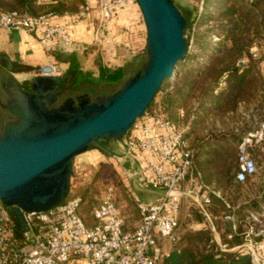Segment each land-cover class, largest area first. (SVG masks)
I'll return each instance as SVG.
<instances>
[{
  "label": "built area",
  "instance_id": "obj_1",
  "mask_svg": "<svg viewBox=\"0 0 264 264\" xmlns=\"http://www.w3.org/2000/svg\"><path fill=\"white\" fill-rule=\"evenodd\" d=\"M93 8L98 15L93 40L106 46L120 45L111 27L117 16L125 15L130 29L133 18L141 15L136 0H81L75 12L63 14L35 15L0 7V29L30 32L47 49L54 40L71 48L77 42L69 25L86 18ZM61 15L65 19L58 21ZM121 45L130 55L136 54L133 47ZM260 50L254 45L248 52L255 58ZM246 61L242 55L237 64ZM30 75L62 77L64 69L58 63L41 64ZM185 129L161 113L145 112L121 138L119 152L108 155L121 170L126 160L130 162L126 173L139 215L134 229H128L117 214L111 188L89 211L92 224L78 214L79 196L44 211H22L23 226L0 199V264H161L172 252L183 219L189 218H195L190 228L210 231L215 251L234 252L247 256L252 264H264V110L258 112L251 105L233 129L241 134L233 179L245 190L236 200L204 181ZM135 189L157 191L160 196L146 201ZM213 198L221 201L225 213L211 210ZM219 220L225 223V238L217 229Z\"/></svg>",
  "mask_w": 264,
  "mask_h": 264
},
{
  "label": "trees",
  "instance_id": "obj_2",
  "mask_svg": "<svg viewBox=\"0 0 264 264\" xmlns=\"http://www.w3.org/2000/svg\"><path fill=\"white\" fill-rule=\"evenodd\" d=\"M80 2L0 0V7L3 10L26 9L35 15L63 14L75 12ZM198 3L197 13L191 20L182 13L186 20L184 57L175 65L173 77L162 82L144 113L156 111L181 126L187 123L184 137L195 148L196 168L205 182L225 194L241 186L233 179L236 144L241 134L234 133L233 129L251 105H255L258 112L264 110L261 69L264 53L254 58L248 52L250 47L264 44V0H198ZM242 55L247 61L241 66L237 60ZM144 64L131 68L133 75L141 71ZM11 68L28 71L31 66L15 62ZM104 92L95 94L93 99L104 96ZM224 119L226 130L219 131L215 123ZM96 147L107 155L113 152L105 140H100ZM72 194L84 200L83 194ZM211 210L223 214L225 206L218 198H213ZM194 219L189 218L180 226L173 250L161 264H252L245 255L215 251L209 230L187 226ZM217 229L225 238V223L219 220Z\"/></svg>",
  "mask_w": 264,
  "mask_h": 264
},
{
  "label": "water",
  "instance_id": "obj_3",
  "mask_svg": "<svg viewBox=\"0 0 264 264\" xmlns=\"http://www.w3.org/2000/svg\"><path fill=\"white\" fill-rule=\"evenodd\" d=\"M146 28L141 71L113 93L65 96V78L35 76L13 88L0 122V199L23 226L22 211H44L68 195L72 160L100 140H121L187 50L186 20L172 0H136Z\"/></svg>",
  "mask_w": 264,
  "mask_h": 264
},
{
  "label": "crops",
  "instance_id": "obj_4",
  "mask_svg": "<svg viewBox=\"0 0 264 264\" xmlns=\"http://www.w3.org/2000/svg\"><path fill=\"white\" fill-rule=\"evenodd\" d=\"M52 1L54 0H42V2ZM64 19L62 15L57 18L58 21ZM133 19H135L134 26L129 29L126 27L125 15L120 14L115 18L111 27L120 41L117 47L98 44L93 40V30L98 24L95 8L86 18L69 25V33L77 42L71 48H65L54 40L50 42V49H47L30 32L0 29V122L8 121V116H11L3 108V104L10 99V91L15 87L27 88V80L32 78L30 72L41 64L58 63L63 67L64 75L61 78H65L64 94L66 96L86 92L93 99L96 92L100 90L99 86L117 84L128 68L130 69L134 63L142 64L144 59L146 38L143 24L139 16ZM121 44L133 47L137 57L128 59V52ZM15 62L27 64L31 66V69L13 71L11 67ZM111 80L114 82H109ZM148 192L150 191L137 190L136 194L143 199L145 194H149ZM122 218L125 221L123 216Z\"/></svg>",
  "mask_w": 264,
  "mask_h": 264
},
{
  "label": "rangeland",
  "instance_id": "obj_5",
  "mask_svg": "<svg viewBox=\"0 0 264 264\" xmlns=\"http://www.w3.org/2000/svg\"><path fill=\"white\" fill-rule=\"evenodd\" d=\"M175 6L182 11L181 13H184L189 17V20H191L197 13L198 8V0H172ZM140 22L143 24L144 28V36L146 38V28L143 21L142 14L139 15ZM184 35L186 39L185 29H184ZM216 39V37H214ZM191 44V40H190ZM257 47H261L260 53H264V44H257ZM146 48V44H145ZM120 49V48H119ZM137 54V53H136ZM137 57V55H130L128 53V59ZM147 59V53L146 49H144V59L142 61V64H136L134 63L130 69L128 68L125 74L122 76L121 80L115 84V85H103L99 86L100 90L99 92H96V94H102L105 95L111 94L114 91H116L124 82L126 79L131 77L133 75L132 69H136L144 64ZM261 69L264 73V60L261 63ZM173 77V76H172ZM171 77V78H172ZM109 82H114L113 80ZM224 83L222 82L221 85ZM104 86H107L105 89ZM158 101V97L156 98V102ZM154 108V107H153ZM152 108V109H153ZM225 119L223 121H217L215 123V127L219 130H226ZM187 123H183V126L186 127ZM214 127V128H215ZM187 128V127H186ZM206 129H210V126H207ZM205 129V130H206ZM204 130L203 133H206ZM217 130V131H218ZM109 147L113 149V152H119L120 149V140H109L108 141ZM236 151V150H235ZM130 167V162L125 161L124 167L122 170L111 162V160L108 158V155L100 151L97 147H94L88 151H85L77 156H75L72 160V173L70 176V185H69V192L70 194L67 195L66 198L73 197L72 193H79L83 194L84 200L81 202L80 208L78 210V214L81 217H85L86 221L88 223H93L94 220L90 217L89 211L96 206L98 203L101 202L103 196L105 193L109 191V188H111V196L112 201L116 206L117 214L119 216H123L125 218L126 227L128 229H134L136 227L137 221H139V215L138 211L136 209L134 198L132 196V181L127 177L126 170ZM120 169V170H119ZM242 185L236 189L228 191V194L231 196L233 200H236L238 195H241L242 192ZM136 190V189H135ZM137 191V190H136ZM149 194H145V197L143 198L146 201H156L155 199H158L160 194H156L155 192H148ZM140 196V194H139ZM154 196V197H151ZM141 197V196H140ZM188 219H183L182 225L186 222ZM191 221L188 223L187 226ZM173 250V249H172Z\"/></svg>",
  "mask_w": 264,
  "mask_h": 264
},
{
  "label": "flooded vegetation",
  "instance_id": "obj_6",
  "mask_svg": "<svg viewBox=\"0 0 264 264\" xmlns=\"http://www.w3.org/2000/svg\"><path fill=\"white\" fill-rule=\"evenodd\" d=\"M66 96V95H65ZM7 119H13V117L12 116H8V118Z\"/></svg>",
  "mask_w": 264,
  "mask_h": 264
}]
</instances>
